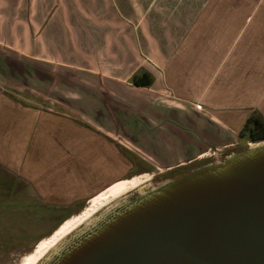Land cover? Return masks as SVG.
Segmentation results:
<instances>
[{
  "label": "crops",
  "instance_id": "crops-1",
  "mask_svg": "<svg viewBox=\"0 0 264 264\" xmlns=\"http://www.w3.org/2000/svg\"><path fill=\"white\" fill-rule=\"evenodd\" d=\"M5 50L74 76L78 102L89 94L106 109L105 95L112 110L126 102L145 113L155 107L151 92L165 97L204 137L201 148L193 134L183 138L181 149L195 143L198 157L207 143L239 138L254 113L264 117V0H0ZM143 74L151 86L134 84ZM34 84L29 101L0 85V172L26 185L31 205H79L119 181L95 184V169L116 168L119 136L87 130L77 120L91 119L56 100L50 82Z\"/></svg>",
  "mask_w": 264,
  "mask_h": 264
},
{
  "label": "water",
  "instance_id": "water-1",
  "mask_svg": "<svg viewBox=\"0 0 264 264\" xmlns=\"http://www.w3.org/2000/svg\"><path fill=\"white\" fill-rule=\"evenodd\" d=\"M258 141L130 193L42 264H264Z\"/></svg>",
  "mask_w": 264,
  "mask_h": 264
},
{
  "label": "rangeland",
  "instance_id": "rangeland-1",
  "mask_svg": "<svg viewBox=\"0 0 264 264\" xmlns=\"http://www.w3.org/2000/svg\"><path fill=\"white\" fill-rule=\"evenodd\" d=\"M1 53L0 85L7 89L9 95L29 101L32 83L37 85V83L39 84L43 81L50 82L55 89L56 100L66 101L68 105H71L80 114L91 119L77 120L78 123L93 132L99 130L105 133V129H108L119 136L118 141L114 142L118 147L119 154L116 158H112L116 168L95 169L98 176H100L95 183L96 185L107 180V178L110 179V177H113L112 179L119 177L118 182H123L147 173L145 175L150 174L154 177L153 182L157 186L169 178L168 173H171V170L177 171V169H172L177 165L197 158H199V161L203 159L201 163L205 164L212 159H221L231 152L245 149L248 144H251L240 138V135L239 138L232 140L230 143L226 142L227 144L233 143V146L231 144L228 147L225 146L224 140L217 139L214 144H205L204 146L207 147L200 151L201 153L204 151L203 155L198 157L199 152H197L198 149L197 145H194L195 143L189 145L190 150L181 149L184 139L190 136V130L192 129L189 123H185L179 117L177 111L167 108L169 104L165 103V97L156 100L159 95L151 92L150 95L153 97L151 98L155 107L153 106L154 108L152 107L153 109L150 112L143 110L145 113H142L141 107H128V105H124L127 104L126 102L122 104L115 103L114 105L117 109H113V111L111 109V96L108 98L104 95L103 101L106 103L104 105L106 109H104L100 100L97 105L92 104L97 100L93 98L95 96L91 97L89 94L88 98L90 99L87 101L91 104L87 101V103L85 101L78 102V80L72 75L70 77H62L59 66L54 65L47 68L30 61V59L16 58L9 50ZM16 90L21 91L20 94L15 93L14 91ZM68 90L71 91L69 94L70 99L63 98V91ZM79 94L86 96L82 91H79ZM40 96L44 97L43 95ZM107 112L113 117L116 116L117 112L122 114V117L120 116L117 123H112ZM71 114L79 119L82 117L80 114L75 113L74 110L71 111ZM83 121H90L92 124ZM94 122L98 123V125ZM102 123H107L108 125H103ZM204 128L210 130L209 127L205 126ZM183 129L186 130L185 134L187 135L182 134ZM200 133L194 131L193 135H191L195 142H199L201 148L203 147L201 144L204 142V137ZM187 151H191V153ZM27 190L26 185L20 180L0 172V264H23L34 253L38 244L51 236L49 234L63 218L69 217L74 212H80L89 204L92 198L102 192L100 191L89 200H84L79 205L56 209L49 206L39 207L35 204L31 205ZM76 215L77 213L73 216ZM47 235L49 236L36 244L38 240Z\"/></svg>",
  "mask_w": 264,
  "mask_h": 264
},
{
  "label": "bare ground",
  "instance_id": "bare-ground-1",
  "mask_svg": "<svg viewBox=\"0 0 264 264\" xmlns=\"http://www.w3.org/2000/svg\"><path fill=\"white\" fill-rule=\"evenodd\" d=\"M262 141H257L251 145H257ZM141 175V174H140ZM152 175H143L136 179L118 182L91 199L89 204L76 216L68 218L58 226L50 237L38 244L34 253L29 256L23 264H41L47 259L55 256L59 248L71 236L79 235L95 226L100 218L106 215L110 208H115L132 192L139 190L141 193L146 188L153 187ZM54 233V234H53ZM53 234V235H52ZM40 240V241H41Z\"/></svg>",
  "mask_w": 264,
  "mask_h": 264
},
{
  "label": "trees",
  "instance_id": "trees-1",
  "mask_svg": "<svg viewBox=\"0 0 264 264\" xmlns=\"http://www.w3.org/2000/svg\"><path fill=\"white\" fill-rule=\"evenodd\" d=\"M133 81H134V84L139 87H149L152 85V82H153L152 78H150L148 74H143L141 76L135 77ZM240 138L245 140L247 143H253L258 140L264 139V117L260 113H254L253 115L249 117V119L247 120L246 124L244 125L240 133ZM145 174H141V175H145ZM59 224L61 223L59 222L58 225Z\"/></svg>",
  "mask_w": 264,
  "mask_h": 264
},
{
  "label": "flooded vegetation",
  "instance_id": "flooded-vegetation-1",
  "mask_svg": "<svg viewBox=\"0 0 264 264\" xmlns=\"http://www.w3.org/2000/svg\"><path fill=\"white\" fill-rule=\"evenodd\" d=\"M201 160H203V159H200V161H199V158L191 159V160H189L188 162H186L184 164L177 165L176 167L172 168V169H177V171L171 170L170 171L171 173H168L169 174L168 177L176 176V175H178V174H180L182 172H186V171H189V170H191V169H193L195 167L203 165L201 163L202 162ZM38 242H40V241H38ZM38 242H36V244Z\"/></svg>",
  "mask_w": 264,
  "mask_h": 264
}]
</instances>
